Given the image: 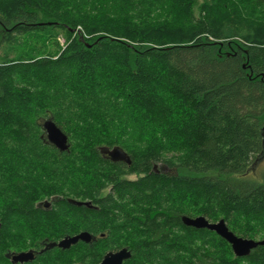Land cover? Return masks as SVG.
<instances>
[{
  "label": "trees",
  "instance_id": "1",
  "mask_svg": "<svg viewBox=\"0 0 264 264\" xmlns=\"http://www.w3.org/2000/svg\"><path fill=\"white\" fill-rule=\"evenodd\" d=\"M201 215L264 239V0H0V264L81 231L54 264H264Z\"/></svg>",
  "mask_w": 264,
  "mask_h": 264
},
{
  "label": "water",
  "instance_id": "2",
  "mask_svg": "<svg viewBox=\"0 0 264 264\" xmlns=\"http://www.w3.org/2000/svg\"><path fill=\"white\" fill-rule=\"evenodd\" d=\"M44 129L46 131L47 138L50 143L55 145L61 151H65L69 149L68 145V136L65 132L59 128L56 123L49 119L44 122ZM101 152L108 156L114 162H125L128 165H131L132 160L127 152L120 147L103 148ZM69 202L78 207L85 206L88 208H95L90 201H79L75 199H69ZM47 204L49 205V201L40 202L38 204ZM183 223L186 226L194 227L198 229H209L211 231L216 232L219 236L224 238L232 247L234 254L238 257L248 256L251 251L258 246H264V239H251L245 238L242 236L236 235L233 231L230 230L225 220L221 219L217 222H210L205 216H197V217H189L184 216L182 218ZM1 228V222H0ZM93 236L91 233L87 231H82L75 236H68L59 241L58 243H54L51 246H58L59 248L66 250L69 249L72 245L77 244L82 241L85 243H91ZM32 256V252H23L20 254H15L13 257L14 262L18 260H22L24 257ZM132 256L131 251L127 248H122L118 251H110L108 252L101 264H123L126 260L130 259Z\"/></svg>",
  "mask_w": 264,
  "mask_h": 264
},
{
  "label": "flooded vegetation",
  "instance_id": "3",
  "mask_svg": "<svg viewBox=\"0 0 264 264\" xmlns=\"http://www.w3.org/2000/svg\"><path fill=\"white\" fill-rule=\"evenodd\" d=\"M62 199H63L62 197L54 198V199L53 198L52 199H46L45 201H49L50 204L47 205V204L43 203V204L39 205V207L43 208V209H51L52 205L54 203L59 202ZM45 201H43V202H45ZM68 202H69V199H68ZM79 233L80 232L75 233L73 235L67 234V235H65L63 237H60V238L56 239V240L52 237L51 234H46L44 236H36L32 246H30V247H28L26 249H21L20 251H16V252L14 251V252H11L10 254H8L7 256H9L8 257L9 258V262H10V264H54L53 260H49L48 259V257H49L48 253L51 250H53V249H61V248H59L58 246L52 247L51 245L54 244V243H58L59 241H61L65 237L75 236V235H77ZM104 235H105L104 233H99L97 235L96 234H92L93 239H92L91 243L99 240L100 237H104ZM80 242H82V241H80ZM29 251L32 252V256L24 257L22 260H18L17 262H14L13 257L15 256V254H20V253L29 252ZM104 256H103V258H104ZM103 258L101 259L100 264H101Z\"/></svg>",
  "mask_w": 264,
  "mask_h": 264
},
{
  "label": "rangeland",
  "instance_id": "4",
  "mask_svg": "<svg viewBox=\"0 0 264 264\" xmlns=\"http://www.w3.org/2000/svg\"><path fill=\"white\" fill-rule=\"evenodd\" d=\"M78 30H79V31H82V28L79 26V27H78ZM60 42H61L62 44L65 43V40H64L63 37H60ZM167 172L172 173L173 171H171V170H167ZM34 239H35V238H34ZM33 243H34V242L30 243L28 247L32 246ZM49 260H53V262H54V258L49 257ZM65 262H66V261H65ZM65 262H61V261L59 260V258H57V264H61V263H65ZM75 263H76V262H74L73 264H75Z\"/></svg>",
  "mask_w": 264,
  "mask_h": 264
}]
</instances>
